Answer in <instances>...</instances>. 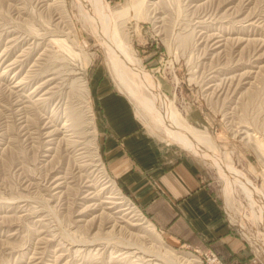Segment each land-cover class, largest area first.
<instances>
[{
	"label": "rangeland",
	"instance_id": "rangeland-1",
	"mask_svg": "<svg viewBox=\"0 0 264 264\" xmlns=\"http://www.w3.org/2000/svg\"><path fill=\"white\" fill-rule=\"evenodd\" d=\"M102 2L105 14L131 12L118 27L141 68L264 202V0ZM95 34L75 0H0V264H212L209 252L220 264H264V224L249 201L138 114ZM97 76L148 133L203 165L237 252L171 246L115 184L92 99Z\"/></svg>",
	"mask_w": 264,
	"mask_h": 264
},
{
	"label": "crops",
	"instance_id": "crops-1",
	"mask_svg": "<svg viewBox=\"0 0 264 264\" xmlns=\"http://www.w3.org/2000/svg\"><path fill=\"white\" fill-rule=\"evenodd\" d=\"M92 99L105 167L174 247L240 249L200 162L148 133L123 93L97 76Z\"/></svg>",
	"mask_w": 264,
	"mask_h": 264
},
{
	"label": "bare ground",
	"instance_id": "bare-ground-1",
	"mask_svg": "<svg viewBox=\"0 0 264 264\" xmlns=\"http://www.w3.org/2000/svg\"><path fill=\"white\" fill-rule=\"evenodd\" d=\"M75 1L79 11L90 20L95 35L108 53L114 80L138 107L140 110L138 114L151 118L152 125L159 128L161 136L191 151L197 158L212 166L234 190L238 188L249 201L251 210L253 209L252 215L255 217L253 220L264 224V202L260 201L261 194L253 183L236 170L226 158L219 155L211 138L194 131L182 120L180 112L178 113L174 107L175 104L162 91L160 82L141 68L142 65L133 56L126 39L121 37L119 21L131 12L128 10L130 13L122 11L107 15L102 0ZM139 6L134 8L136 16L141 13L143 5ZM122 21L123 19L120 23ZM233 194L235 197V193ZM229 203H233L232 198H229Z\"/></svg>",
	"mask_w": 264,
	"mask_h": 264
},
{
	"label": "built area",
	"instance_id": "built-area-1",
	"mask_svg": "<svg viewBox=\"0 0 264 264\" xmlns=\"http://www.w3.org/2000/svg\"><path fill=\"white\" fill-rule=\"evenodd\" d=\"M205 257L207 260L210 261L212 264H220L219 261L217 260L216 256H214L212 253H206Z\"/></svg>",
	"mask_w": 264,
	"mask_h": 264
}]
</instances>
